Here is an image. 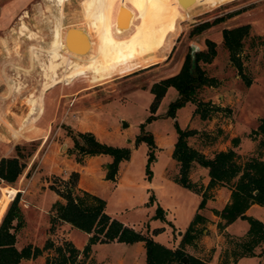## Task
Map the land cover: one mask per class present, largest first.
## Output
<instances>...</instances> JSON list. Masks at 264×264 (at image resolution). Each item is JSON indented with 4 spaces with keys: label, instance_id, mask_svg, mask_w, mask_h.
<instances>
[{
    "label": "rangeland",
    "instance_id": "1",
    "mask_svg": "<svg viewBox=\"0 0 264 264\" xmlns=\"http://www.w3.org/2000/svg\"><path fill=\"white\" fill-rule=\"evenodd\" d=\"M91 1L94 0H87L90 4ZM98 1L107 3L112 26L103 29L104 21L92 18L93 8L83 12L81 0H0V158L14 156L15 146H19L26 164L13 185L0 181V197L12 189L20 192L24 225L16 230L19 249L27 244L42 249L47 240L56 245L70 241L80 251L84 248L87 235L83 231L64 222L56 223L53 230L50 228L52 203L57 199L65 201L56 191L73 182L75 189L84 190L77 187L81 175L83 186L105 199V212L112 217L160 244H171L179 237L181 240L202 197L169 178L174 170L171 150L178 136L177 127L204 129L215 134L220 129L222 134L215 148L228 147L231 135L239 136L242 143L238 153L242 161L263 138L256 130L264 117L261 45L264 0H180L185 5L180 1L162 4L160 0L155 9L143 8L139 0ZM167 4H175L173 8L178 9L179 18L162 23L159 17L167 10L161 7ZM124 6L136 8L137 16ZM125 11L135 17L129 30L140 23L153 25L139 35L124 33L125 39L120 44L97 50L83 27L96 26L101 31L99 35H105L115 28L116 20ZM205 23L209 26L196 30ZM245 24L249 25V32L241 50L231 58L223 43L222 30ZM156 40H159L157 46L121 66L125 75L119 77L113 73L115 69L112 71L109 66L111 59ZM207 40L215 42L216 56L212 62L200 64L208 76L218 80V85L202 86L196 100L218 108L203 106L207 107V118L201 122L197 118L199 114L192 118L195 104L191 102L177 108L175 116L167 115L169 103L177 96L176 89L169 87L155 111H151L150 86L177 73L185 55L205 50ZM65 51L70 60L50 69ZM152 62L159 63L147 68ZM56 71L57 82L43 89L48 81L45 76ZM83 129L107 145L130 149L129 159L118 164L116 186L113 180L105 179L111 162L101 164L98 159L90 158L97 155L81 154L74 148L72 135ZM144 133L151 134L158 147L149 164L150 176L146 171L149 147L145 141L135 142ZM197 143L195 139L193 145ZM201 150L207 153L211 148ZM75 162L77 169L71 170ZM86 164L101 166L100 171L95 174L82 169L79 173V165ZM200 168L206 175L207 169ZM101 174H105L103 178ZM199 175L195 171L194 177ZM150 189L155 196L152 202L148 197ZM215 189L207 190L208 195L212 196ZM157 203L163 208L164 220L154 217ZM214 204L222 206L218 200ZM201 211L212 216L208 210ZM251 212L264 218L263 207ZM208 224L199 225L202 233L194 245L185 249L188 254L207 260V264H218L219 257L226 251L230 255L234 245L223 235L218 244L215 235L209 233ZM247 227L248 222L240 219L231 230L240 235ZM138 244H96L85 263L143 264L145 248ZM54 256L53 248H44L41 255L23 259L20 264H45L47 257ZM238 264L258 263L255 259H244ZM260 264H264V258Z\"/></svg>",
    "mask_w": 264,
    "mask_h": 264
},
{
    "label": "trees",
    "instance_id": "2",
    "mask_svg": "<svg viewBox=\"0 0 264 264\" xmlns=\"http://www.w3.org/2000/svg\"><path fill=\"white\" fill-rule=\"evenodd\" d=\"M209 26L205 23L197 27L202 31ZM249 32V25H240L222 30V38L225 48L229 51L231 58L242 48L243 39ZM159 44V40L149 42L134 49L123 52L109 61L111 70L119 77L125 75L121 66L131 58L151 50ZM264 52V39L261 42ZM205 50L195 51L192 55L187 53L179 71L167 76L150 86L153 100L150 110L155 111L162 97L169 87H174L177 97L168 105L167 115L175 116L176 109L187 102L195 104L193 114H199L200 120L207 118V107L218 108L209 102L196 100L197 91L202 86H217L218 80L206 74L202 63H210L216 56L215 42L206 41ZM119 67V68H117ZM240 69V63H237ZM117 68V69H116ZM127 74V73H126ZM250 82L247 81L248 85ZM178 136L172 153L173 159L177 162L178 172L174 175L173 181L192 192L201 195L202 200L198 210L204 208L206 200L210 197L207 190L226 186L230 190L229 200L221 209H212L214 215L219 218L216 226L219 232L226 238L227 242L233 243V248L228 254L225 252L219 257L218 264H235L240 258L256 256L255 249L264 243V224L253 216L246 214L247 209L258 204L264 207V159L262 158L264 148V117L256 131L263 138L258 140L255 151L248 155V158L241 160L236 150L240 144V137L230 138L231 147L225 150H214L210 154H204L189 144V139L194 137L199 145L211 146L218 141L222 131L219 129L216 134L195 128H178ZM74 148L81 154L90 156L106 154L112 158L110 168L105 176L113 180L117 173L118 164L128 160L130 149L128 147H116L98 141L91 132H77L72 135ZM223 139H225L223 137ZM226 140V139H225ZM145 141L149 147L147 157V174L150 176L149 164L154 159L153 149L155 147L153 137L149 133L140 134L135 142ZM16 154L10 157L0 158V181L7 185H13L22 175L25 169V162L22 160L25 155L19 146H15ZM195 164L207 169L209 178L208 184L204 187L201 183L192 181L190 172ZM76 181V180H75ZM61 198L52 203L50 212L51 230L58 222H66L88 234L87 242L80 251L70 241L61 244H54L47 240L44 248H53L54 257H47L45 264H86L85 259L90 257L92 245L97 243L123 242L132 244L143 242L145 248L144 264H207V260L188 254L185 247L194 245L195 239L202 233L199 225H204L208 219L198 210L194 213L181 240L176 248H170L154 241L150 236L142 234L132 227L124 225L120 220L111 217L105 212L106 202L103 198L86 190H77L74 182L66 185L62 191H56ZM20 192H17L8 204L0 220V264H19L22 259H32L42 254V249L27 244L22 248L16 246V230L24 225V218L21 206L19 205ZM153 201V195L149 196V202ZM163 209L158 205L154 217L164 220ZM244 219L248 222V230L243 236H234L224 231L225 227L236 219ZM16 223H13V222ZM157 232L159 230L157 229ZM214 249V248H213ZM212 249V250H213ZM82 254V258L79 255ZM183 256L188 257L187 262H182Z\"/></svg>",
    "mask_w": 264,
    "mask_h": 264
},
{
    "label": "bare ground",
    "instance_id": "3",
    "mask_svg": "<svg viewBox=\"0 0 264 264\" xmlns=\"http://www.w3.org/2000/svg\"><path fill=\"white\" fill-rule=\"evenodd\" d=\"M159 1L160 0H139L140 4H142V7L143 8H148V9H155ZM178 1L179 0H161L160 3L165 4L167 2L174 3V2H178ZM91 2L92 3L90 4L89 2H87V0L86 1L85 0L84 1L81 0L80 3H81V5H83L82 6L83 12L84 11L88 12L87 11L88 8L91 7V8L94 9V11H93V13H94L93 15L94 16L92 18H94V19L95 18H97V19L100 18V19H102L104 21L103 25L101 24V26H103V29L105 27L112 26V24H114V23H112L113 21L111 20V15L112 14L110 15V12H109L108 8L106 7L107 3H103L102 1L96 2V0L91 1ZM140 4H139V6H140ZM173 6H175V4H169V5L167 4V5L163 6V7H161V9H164V10H167V11L163 15H161L159 17L160 22H162V23L168 22L169 23V21H173V20L179 18L178 9L173 8ZM124 7H126V6H124ZM58 8H60V7H58ZM126 9H127V11L129 13H132L133 16H137L136 8H134L132 6L131 7L128 6V7L125 8V10ZM129 13H126V11H125V13H121L119 15L118 19L116 20L115 28H113L110 32H108L105 35H101L100 36L99 33L101 31L99 30V28L97 29L96 26H93V27L90 26L89 29H85L83 27L84 31L88 33L89 39H91L95 43L97 50H99L101 48L108 47V46L120 44L125 39L124 33L130 34L131 36L139 35V34H142L143 32H145L146 30H148L149 28H151V26L153 25V23H145V24L144 23H140L135 28L129 30L130 28L133 27V25H134L133 21H134V18H135V17L133 18V16H131ZM105 25H108V26H105ZM100 29H101V27H100ZM84 31H83V33H84ZM74 39L77 40L76 38H74ZM83 44L84 43L82 42V45ZM73 50L75 51V49H73ZM67 55H68V53L65 51L64 54L61 55L59 58H57L55 63L49 68L50 69L57 68L62 63H64L65 60H66V62H68V60H70V59L69 58L67 59ZM58 75H59L58 71H56L54 73H51L48 76L46 75L45 77H46V79L48 81H46L44 83L43 89L47 88V87H50V86H53L57 82V79H58L57 76ZM16 192L17 191L15 189H12L8 194L3 195V196L0 197V219H1L2 215H3V213L5 212V210L7 208V205L13 199L14 195L16 194Z\"/></svg>",
    "mask_w": 264,
    "mask_h": 264
},
{
    "label": "crops",
    "instance_id": "4",
    "mask_svg": "<svg viewBox=\"0 0 264 264\" xmlns=\"http://www.w3.org/2000/svg\"><path fill=\"white\" fill-rule=\"evenodd\" d=\"M164 59H165V57H164ZM163 59V60H164ZM162 60V61H163ZM162 61H160V62H162ZM159 62H152V63H149V65L147 66V68L149 67H152V66H155V65H157ZM143 68V67H142ZM169 89V88H168ZM167 89V90H168ZM177 97V96H176ZM193 104V103H192ZM196 118L197 116L196 115H193L192 114V118ZM198 119H199V121L201 122V120H200V118L199 117H197ZM201 126V125H200ZM195 129H198V128H195ZM198 130H200V129H198ZM83 132H86V129H83ZM90 132V131H89ZM234 136H236V135H231V138L232 137H234ZM191 138H193L192 140V142L190 141V139ZM190 139H189V144L190 145H192L194 148H196V149H198L199 151H201V152H203L201 149H208V148H211V151L210 152H203L204 154H210L212 151H214V150H225V149H227V148H229V147H231V145H228V147H225V148H215V145L217 144V143H219V140L215 143V144H213V145H211V146H201V145H199V143H197V146H200V148L199 147H197V146H195V145H193V143L195 142V138L194 137H191ZM224 141H226V140H224ZM176 142V141H175ZM230 142V141H229ZM241 143H242V140H241ZM241 143L239 144V146L236 148V150L238 151V152H240V148L239 147H241ZM174 145H175V143L173 144V146H172V150H171V159H172V161H173V165H174V170H173V172L170 174V176H169V178L170 179H172V181H173V177H174V175L178 172V165H177V162L173 159V157H172V153H173V150H174ZM154 155H156L155 153H157V151H158V147H154ZM253 151H255V148L253 149V150H251V151H249V152H253ZM92 160H94V159H98L99 160V162H101V164H103V162H105V164L107 163V162H111V160H112V158L109 156V155H106V154H100V155H97V156H93V157H90ZM90 159V160H91ZM122 163H124V161H121L119 164H122ZM100 164V165H101ZM76 166H78L77 165V163L75 162V165H74V167H71L72 169L71 170H76L77 168H76ZM107 166V165H106ZM200 167H202V166H200V165H198V164H195L194 166H193V168H192V170H191V172H190V178L192 179V181H194V182H197V183H201L204 187H206L207 186V184H208V181H209V178H208V175L206 174H204L203 173V170L200 168ZM79 173H81V170L82 169H85V170H87V172H90V173H97L98 171H100V170H98V169H100L101 168V166H99V167H94L92 164H90L89 166H87V164L85 165V166H80L79 165ZM200 172V175H199V177H200V179H199V177H194V174H195V171H197V170ZM85 170H84V172H85ZM102 173V172H101ZM105 175V174H104ZM103 174H101V176H102V178H103V176H104ZM106 176V175H105ZM91 178V177H90ZM117 178H118V175L116 174L115 175V178L113 179V183L115 184V186L118 184V180H117ZM89 179V178H88ZM106 179V178H105ZM177 184V183H176ZM84 185V180L82 179V175L80 176V178H79V182H78V185H77V187L79 186L80 188H82V189H84V190H87V191H89V192H91V190L89 189V188H87V187H85V186H83ZM153 186L154 185H152L151 187L153 188ZM150 194L149 195H153L154 196V193H153V190H151L150 189ZM91 193H93V192H91ZM195 193V192H194ZM94 194V193H93ZM197 195H199L200 197H201V195L200 194H198V193H196ZM210 194H212V193H210ZM96 195V194H95ZM98 196V195H97ZM229 196H230V190L226 187V186H219V187H217L216 189H215V191H213V195L212 196H210L207 200H206V204H205V207L204 208H202V209H205V210H208V211H210L211 213H212V216L211 215H207V213L205 212H202L201 210L202 209H199L198 211L202 214V215H204L207 219H208V222H207V224H208V230H210V232L209 233H211L212 235H215V237H216V240H218V244L221 242V241H219L220 240V238H221V236H222V233L221 232H219L218 231V229H217V226H216V224H217V222L219 221V218L216 216V215H214L213 214V212H212V209H221L224 205H225V203H227V201L229 200ZM100 197V196H99ZM149 197V196H148ZM102 198V197H101ZM154 199H155V196H154ZM105 200V199H104ZM221 201V205L222 206H219V207H217V206H215V204H214V202H216V201ZM106 202V201H105ZM106 206V205H105ZM157 206H158V203H157ZM156 206V207H157ZM160 206V205H159ZM161 207V206H160ZM262 206H260V205H258V204H253V205H251L248 209H247V211H246V214L247 215H249V216H253V217H255V218H257L258 220H260L263 224H264V218L262 217V216H259L258 214H255V213H252L251 211L252 210H255L256 212L257 211H259V209L261 208ZM162 208V207H161ZM264 208V207H263ZM163 209V208H162ZM108 214V213H107ZM111 216V215H110ZM112 217V216H111ZM114 218V217H113ZM237 220H240V218H238V219H236L235 221H233L232 223H230V224H228L226 227H225V229H224V231L225 232H227V233H229V234H231V235H234V236H243L245 233H246V231L248 230V227H247V229H246V231L243 233V234H240V235H237V234H235V233H233L234 231H232L231 230V226L237 221ZM64 223H66V222H64ZM123 223V222H122ZM68 224V223H67ZM124 225H126V226H129V227H132L133 228V226H131V225H128V224H125V223H123ZM70 225V224H69ZM71 226V225H70ZM72 227V226H71ZM160 228V227H159ZM135 229V228H134ZM136 230V229H135ZM85 233V232H84ZM86 235H87V238H88V234L87 233H85ZM207 237V240H208V236H206ZM179 242H180V237H179V239H177V240H175V241H172V243L171 244H168V245H165V246H167V247H170V248H175V247H177L178 246V244H179ZM110 243V242H109ZM111 243H114V244H117V245H122V244H126V245H133V244H136L137 246H139V244L138 243H141L142 244V246L144 247V244H143V242H136V243H132V244H127V243H123V242H116V241H114V242H111ZM97 244H99V243H97ZM96 244H94V245H92V246H95ZM93 252V251H92ZM255 253H256V256H252V257H243V258H240L235 264H238L239 262H241L242 260H244V259H255L256 260V262L258 263V264H260L261 263V261H262V259L264 258V243L262 244V246L261 247H259V248H256L255 249ZM94 259V258H93ZM23 260V259H22ZM144 263H145V258H144ZM143 263V264H144ZM20 264V263H19Z\"/></svg>",
    "mask_w": 264,
    "mask_h": 264
},
{
    "label": "water",
    "instance_id": "5",
    "mask_svg": "<svg viewBox=\"0 0 264 264\" xmlns=\"http://www.w3.org/2000/svg\"><path fill=\"white\" fill-rule=\"evenodd\" d=\"M179 1H180V0H179ZM180 2H181V1H180ZM181 3H183V5H185V2H181ZM124 126H125V123H124ZM107 167H109V166L107 165ZM178 234L181 235L182 232L179 231ZM181 261H182V262H187V261H188V257H187V256H183V257L181 258Z\"/></svg>",
    "mask_w": 264,
    "mask_h": 264
}]
</instances>
